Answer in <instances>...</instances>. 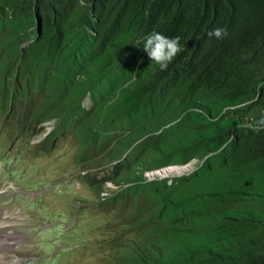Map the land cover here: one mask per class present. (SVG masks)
Instances as JSON below:
<instances>
[{"label":"trees","instance_id":"1","mask_svg":"<svg viewBox=\"0 0 264 264\" xmlns=\"http://www.w3.org/2000/svg\"><path fill=\"white\" fill-rule=\"evenodd\" d=\"M153 31L180 38L164 70ZM0 120L27 147L44 133L38 155L76 143L71 176L94 198L74 216L105 219L71 250L264 264V0H0Z\"/></svg>","mask_w":264,"mask_h":264},{"label":"rangeland","instance_id":"2","mask_svg":"<svg viewBox=\"0 0 264 264\" xmlns=\"http://www.w3.org/2000/svg\"><path fill=\"white\" fill-rule=\"evenodd\" d=\"M52 126L46 123V130ZM44 135L31 140L29 147L25 137L16 145L15 135L0 126V264H101L103 253L96 249L71 250L90 243L105 219L101 211L88 207L74 216L75 201L94 198L71 176L78 172L76 143L69 137L50 152L35 154L32 143ZM195 164L164 174H182Z\"/></svg>","mask_w":264,"mask_h":264},{"label":"clouds","instance_id":"3","mask_svg":"<svg viewBox=\"0 0 264 264\" xmlns=\"http://www.w3.org/2000/svg\"><path fill=\"white\" fill-rule=\"evenodd\" d=\"M226 35L227 31L223 28H215L208 32L209 38L220 39ZM143 49L151 62H155L161 70H164L168 67L169 62L181 51L180 38H169L153 31L145 38Z\"/></svg>","mask_w":264,"mask_h":264},{"label":"water","instance_id":"4","mask_svg":"<svg viewBox=\"0 0 264 264\" xmlns=\"http://www.w3.org/2000/svg\"><path fill=\"white\" fill-rule=\"evenodd\" d=\"M39 28V27H38ZM39 31V30H38ZM180 168H182V166L180 167ZM164 176H166L165 174H164ZM152 178H154V177H152Z\"/></svg>","mask_w":264,"mask_h":264}]
</instances>
